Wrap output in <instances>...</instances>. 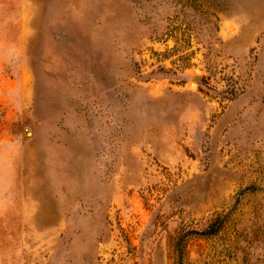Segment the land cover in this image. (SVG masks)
I'll return each instance as SVG.
<instances>
[{"label":"rangeland","instance_id":"374dc122","mask_svg":"<svg viewBox=\"0 0 264 264\" xmlns=\"http://www.w3.org/2000/svg\"><path fill=\"white\" fill-rule=\"evenodd\" d=\"M0 264H264V0H0Z\"/></svg>","mask_w":264,"mask_h":264}]
</instances>
